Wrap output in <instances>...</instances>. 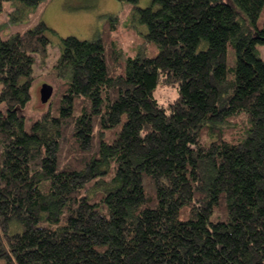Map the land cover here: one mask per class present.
Masks as SVG:
<instances>
[{
    "label": "trees",
    "instance_id": "trees-1",
    "mask_svg": "<svg viewBox=\"0 0 264 264\" xmlns=\"http://www.w3.org/2000/svg\"><path fill=\"white\" fill-rule=\"evenodd\" d=\"M263 13L264 0L135 7L158 53L122 72L117 18L94 39L64 37L68 80L29 127L54 30H0L3 264H264ZM161 83L178 97L160 104Z\"/></svg>",
    "mask_w": 264,
    "mask_h": 264
},
{
    "label": "rangeland",
    "instance_id": "rangeland-1",
    "mask_svg": "<svg viewBox=\"0 0 264 264\" xmlns=\"http://www.w3.org/2000/svg\"><path fill=\"white\" fill-rule=\"evenodd\" d=\"M152 0H140L137 4L119 0H43L38 5L25 6L17 1H3L0 12V30L3 39L12 33L23 32L45 21L54 32L48 34L50 42L48 56L43 60L39 56L35 64V80L31 88L32 98L23 114L27 126L51 106L59 95L61 86L66 79L62 71L56 67L61 54L62 38L76 36L80 39H94L102 32L109 17L117 18L116 28L112 33L116 39V57L120 63L119 70L125 69L129 58L138 55L155 56L157 44L146 40L147 26L134 18L135 7H146ZM264 18V13L261 20ZM260 55L264 58V44L257 45ZM54 86V93L48 103L41 100L43 83ZM1 87V83H0ZM179 95L178 85L159 84L155 96L160 104H167ZM0 259V264H3Z\"/></svg>",
    "mask_w": 264,
    "mask_h": 264
},
{
    "label": "water",
    "instance_id": "water-1",
    "mask_svg": "<svg viewBox=\"0 0 264 264\" xmlns=\"http://www.w3.org/2000/svg\"><path fill=\"white\" fill-rule=\"evenodd\" d=\"M54 93V86L50 83H43L41 86V100L43 103H48Z\"/></svg>",
    "mask_w": 264,
    "mask_h": 264
}]
</instances>
